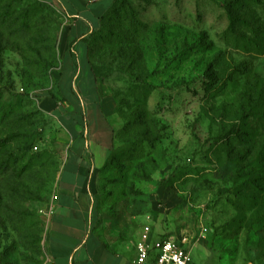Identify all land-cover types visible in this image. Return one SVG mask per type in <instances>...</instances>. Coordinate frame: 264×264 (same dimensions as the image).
<instances>
[{
  "label": "rangeland",
  "instance_id": "obj_1",
  "mask_svg": "<svg viewBox=\"0 0 264 264\" xmlns=\"http://www.w3.org/2000/svg\"><path fill=\"white\" fill-rule=\"evenodd\" d=\"M252 1L117 0L102 21L88 57L117 95V130L131 123L94 175L104 237L136 239L149 215L154 239L188 237L191 264H264V0ZM65 24L49 4L0 0V264L48 261L71 111ZM45 96L56 109L40 108ZM145 129L155 145H132Z\"/></svg>",
  "mask_w": 264,
  "mask_h": 264
},
{
  "label": "crops",
  "instance_id": "obj_2",
  "mask_svg": "<svg viewBox=\"0 0 264 264\" xmlns=\"http://www.w3.org/2000/svg\"><path fill=\"white\" fill-rule=\"evenodd\" d=\"M61 12L66 46L63 73L73 74L70 40L94 30L100 16L110 10L113 0H40ZM79 67L72 84L63 82L62 91L71 103L70 116L62 121L64 156L53 195L46 212L45 245L51 264H133L136 239L106 238L94 227L96 222L93 180L116 145L115 131L121 125L117 99L111 87L94 79L86 59L85 43L74 51ZM57 101L40 99V108L53 111ZM153 231V227H152ZM153 233V232H152ZM191 264V262H190Z\"/></svg>",
  "mask_w": 264,
  "mask_h": 264
},
{
  "label": "built area",
  "instance_id": "obj_3",
  "mask_svg": "<svg viewBox=\"0 0 264 264\" xmlns=\"http://www.w3.org/2000/svg\"><path fill=\"white\" fill-rule=\"evenodd\" d=\"M37 145L33 150H37ZM186 236H166L154 239L152 218L145 217L142 230L135 243L136 257L133 264H190V250ZM47 264H51L47 261Z\"/></svg>",
  "mask_w": 264,
  "mask_h": 264
},
{
  "label": "trees",
  "instance_id": "obj_4",
  "mask_svg": "<svg viewBox=\"0 0 264 264\" xmlns=\"http://www.w3.org/2000/svg\"><path fill=\"white\" fill-rule=\"evenodd\" d=\"M117 0H113L112 1V5H111V8L110 10H108L107 12H105L104 14H102L100 16V21H99V24L98 26L92 30L89 34L85 35V36H81L80 38H77V39H73V40H70L69 43H68V47H67V52H69V54L71 55V62H72V65H73V74H71L70 76H66L64 75L63 73V64H62V60H61V66H60V71H59V75L61 76L60 80H61V83L58 85L59 88V93H60V96L63 98V99H67V97L64 95V92L62 91V87H63V82H67L70 84H72V80L74 79L75 77V74L77 73V69L79 67V63H78V58L76 57L75 55V52L73 53L74 51V47L75 45L78 43V42H84L85 45L87 46V49H86V59H87V63H88V66L90 68V71H91V74L92 76H94L93 78L94 79H97V75L95 74V70H94V67L91 65L90 63V59L88 57V48H89V44L90 42L96 37V35L98 34L99 32V29L101 27V24H102V21L105 19V17L110 14L111 12V9L114 7L115 3H116ZM253 4H257V1L256 0H253L252 1ZM36 3L37 4H40V5H46L47 3L45 2H42L40 0H36ZM228 28L230 29L231 28V24L228 25ZM115 98L117 99V95L114 94ZM47 97V96H45ZM50 98V97H49ZM52 99V98H51ZM68 100V99H67ZM69 101V100H68ZM117 105H118V102H117ZM117 113L119 115V117L121 119L124 118V116L121 115V113L118 111L117 109ZM151 115V113L149 112L148 110V107L146 105V103L142 106V112L139 116L138 119H141V122L139 123V125H146L147 123V117H149ZM151 121V124H153L155 126V121L154 120H150ZM131 123L130 122H125V124L123 125V127L118 131L116 130L115 131V137L117 139L118 136H120L122 134V132H124V129H126ZM256 128H251V131L253 132H256ZM225 137V136H223ZM157 141V136L153 134V132H150L148 129H145L142 131V133L140 134V136H138L136 138V140L132 143V145L134 144H137V143H148L152 146L155 145V142ZM35 144H32L30 145V148L32 149L33 146ZM122 154V151L121 149L118 150V147H116V145L111 149V153H110V156L109 158L106 160V162L102 165V167L99 168V170H103L104 168H108L114 161L118 160L120 155ZM258 183H256L254 185V187H258ZM93 197H94V193H93Z\"/></svg>",
  "mask_w": 264,
  "mask_h": 264
}]
</instances>
